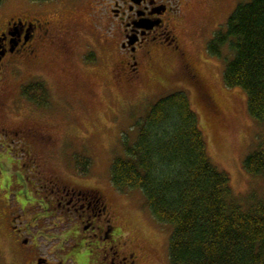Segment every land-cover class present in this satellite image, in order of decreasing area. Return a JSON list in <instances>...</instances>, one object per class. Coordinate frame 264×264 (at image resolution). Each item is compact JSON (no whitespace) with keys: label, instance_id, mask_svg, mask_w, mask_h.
Segmentation results:
<instances>
[{"label":"rangeland","instance_id":"rangeland-1","mask_svg":"<svg viewBox=\"0 0 264 264\" xmlns=\"http://www.w3.org/2000/svg\"><path fill=\"white\" fill-rule=\"evenodd\" d=\"M93 1L105 2L66 0L72 8L77 4L79 10L72 17L63 18L69 24L73 20L82 22L77 56L79 52L94 49V68L86 66L82 70L78 62L80 76L72 77L64 50L46 42L41 47L42 60L19 65L5 85L16 96L24 82L43 74L51 90L48 106L37 108L18 100L23 108L17 115L11 109L12 102L6 100L0 114L3 125L18 126L21 121L35 124L37 130L47 132L50 138L45 143L34 135L29 136L27 145L32 147H27L31 150L27 157L22 155L23 148L17 142L0 138V155L7 157L0 163V264H36L34 258L38 254L50 259L51 264H70L66 252L76 243L85 248L78 250L79 253L73 250V257L98 261L94 241L78 239L76 229L63 216L56 219L47 215L50 204L46 196L54 191L48 183L50 180L59 182L60 186L100 188L111 198L117 215L115 225L120 232L118 245L122 254L135 257L130 263L170 264L168 244L173 226L157 221L140 190L120 192L111 181L114 159L125 154L126 143L136 142L138 122L159 99L170 93L189 94L206 138L209 158L215 167L228 173L235 198L245 203L251 193L264 198V176H252L243 167L247 155L256 148L261 127L248 113L247 93L224 82L225 61L208 51L214 34L226 24L237 5L247 0H189L188 4L182 0L180 7L185 12V21L177 28V34L189 51L186 62H192L199 74L197 81L182 72L181 57L168 49L157 50L143 62V80L136 86L124 87L111 73L117 59L112 55V52L116 54L117 41L111 42L112 51L107 48V41H103L105 36L98 35L105 28L98 34L88 30ZM3 4L9 6L4 11ZM3 4L0 16L4 20L0 21V27L9 16L47 17L37 12L42 8L41 2L6 0ZM224 50L231 55L227 48ZM90 59H93L91 51ZM82 163L88 166L86 173L81 170ZM9 200L13 204L22 202L24 206L28 203L30 210L25 222H11L5 207ZM54 223L59 225L58 229ZM14 227L24 231L21 236ZM26 238L30 247L20 241Z\"/></svg>","mask_w":264,"mask_h":264},{"label":"trees","instance_id":"trees-1","mask_svg":"<svg viewBox=\"0 0 264 264\" xmlns=\"http://www.w3.org/2000/svg\"><path fill=\"white\" fill-rule=\"evenodd\" d=\"M237 6L208 51L225 61L224 82L247 93L248 113L261 127L243 164L259 177L264 176V0ZM24 92L39 105L46 102L42 84L31 83ZM137 127L136 142L126 143L125 154L113 161L111 181L120 192L140 190L157 221L173 226L170 264H264V198L255 193L246 203L235 198L228 173L209 158L189 94L162 97ZM81 170L86 173L88 166L82 163Z\"/></svg>","mask_w":264,"mask_h":264},{"label":"flooded vegetation","instance_id":"flooded-vegetation-1","mask_svg":"<svg viewBox=\"0 0 264 264\" xmlns=\"http://www.w3.org/2000/svg\"><path fill=\"white\" fill-rule=\"evenodd\" d=\"M182 0H105V2H94V7H90V23L89 31L91 33H101L102 27L105 28L103 34H98L101 37L105 36L104 42L110 50L111 42L117 41L116 54L117 57L115 67L112 69V75L116 81L124 87V85H137L144 77L143 62L150 59L157 50H171L181 57L183 65L182 72L186 73L195 82L199 78L196 73V68L192 62H186V57L189 55L179 41L177 28L181 26L184 20L185 12L181 9ZM189 0H186V4ZM42 8L37 9V12L46 15L43 17L30 16H9L0 27V110L3 105H7L6 100L12 102V110L17 115H20L23 105H19L18 100L25 103L27 106L33 105L37 108L48 106L50 101V89L47 80L43 74L31 77L21 85L20 91L13 94L5 87L9 82V77L14 74L15 69L19 65L27 64L30 60L40 61V54L44 43H53L57 48L64 50L66 65L71 72L72 77H79L80 70L76 67L82 64L84 67L94 68L96 61V51L94 49L77 50L81 40L80 24L77 20L72 23L65 22V17L75 15L79 10L76 4L74 8L66 2V0H51L42 3ZM3 11L7 6L2 5ZM11 8V7H10ZM4 17L0 16V21ZM91 51L93 59L88 60V54ZM113 51V50H112ZM92 60V61H91ZM90 61V62H89ZM20 63V64H19ZM88 70V69H87ZM90 70V69H89ZM88 70V71H89ZM79 72V73H78ZM31 83H39L44 86L46 92L45 103L39 105L32 99L30 100L24 89L30 87ZM24 104V105H25ZM18 111L20 113H18ZM0 114V138H7L12 142H17L23 153L27 157L31 150L27 147H32L29 144V136H36L42 141L49 139L50 135L45 131L37 130L38 126L21 121L18 126L3 125V118ZM46 143V141H45ZM26 147V148H25ZM30 156V155H29ZM7 157L2 153L0 155V163L6 160ZM82 181L81 179H79ZM54 188V191L46 197V202L50 204L47 209V215L52 218L66 219L70 225L78 233V239L82 238L85 242L94 241L98 248V261H85L82 257H73V250H84V245L76 243L70 246L69 252H66L67 261L70 264H132L134 261L131 254H122L118 243L121 240L118 226L115 225V211L112 205L111 198L105 194L100 188L83 187L81 185H59V182L50 180L48 182ZM28 205V203H27ZM24 206L22 202L17 201L16 204L12 200L8 201L7 213L11 222L16 220L25 222L27 219V211L30 210ZM23 213L19 215L18 213ZM29 215V214H28ZM16 217V219H15ZM34 217V216H33ZM29 220V219H28ZM55 229L59 225L54 223ZM14 227V231L21 236L24 232H20ZM86 231V232H85ZM27 247L29 241L20 240ZM80 245V246H79ZM38 246V245H37ZM35 246L34 248H37ZM26 247V248H27ZM65 248H63L64 250ZM79 253V252H78ZM36 264H51L50 259L43 258L40 254L35 255Z\"/></svg>","mask_w":264,"mask_h":264}]
</instances>
